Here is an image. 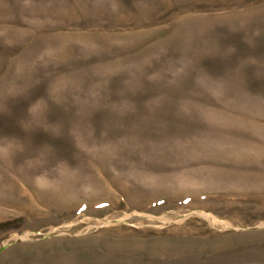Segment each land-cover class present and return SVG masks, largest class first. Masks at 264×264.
<instances>
[{
	"label": "rangeland",
	"instance_id": "374dc122",
	"mask_svg": "<svg viewBox=\"0 0 264 264\" xmlns=\"http://www.w3.org/2000/svg\"><path fill=\"white\" fill-rule=\"evenodd\" d=\"M0 264H264V0H0Z\"/></svg>",
	"mask_w": 264,
	"mask_h": 264
}]
</instances>
